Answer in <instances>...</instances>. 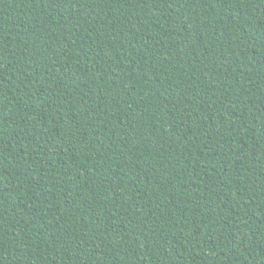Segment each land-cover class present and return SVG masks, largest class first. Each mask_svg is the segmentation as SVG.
I'll return each mask as SVG.
<instances>
[{"label":"trees","instance_id":"1","mask_svg":"<svg viewBox=\"0 0 264 264\" xmlns=\"http://www.w3.org/2000/svg\"><path fill=\"white\" fill-rule=\"evenodd\" d=\"M0 264H264V0H0Z\"/></svg>","mask_w":264,"mask_h":264}]
</instances>
